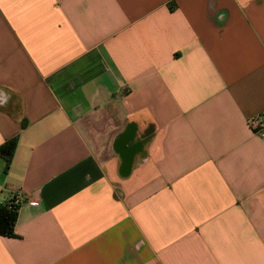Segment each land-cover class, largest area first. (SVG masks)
<instances>
[{
	"label": "crops",
	"instance_id": "0c3cea01",
	"mask_svg": "<svg viewBox=\"0 0 264 264\" xmlns=\"http://www.w3.org/2000/svg\"><path fill=\"white\" fill-rule=\"evenodd\" d=\"M256 118L264 0H0V264H264Z\"/></svg>",
	"mask_w": 264,
	"mask_h": 264
},
{
	"label": "trees",
	"instance_id": "16d2710c",
	"mask_svg": "<svg viewBox=\"0 0 264 264\" xmlns=\"http://www.w3.org/2000/svg\"><path fill=\"white\" fill-rule=\"evenodd\" d=\"M18 139L14 138L0 146V157L6 160V171L10 168ZM18 207L11 206V200L0 205V236L15 237Z\"/></svg>",
	"mask_w": 264,
	"mask_h": 264
},
{
	"label": "built area",
	"instance_id": "2783aa9c",
	"mask_svg": "<svg viewBox=\"0 0 264 264\" xmlns=\"http://www.w3.org/2000/svg\"><path fill=\"white\" fill-rule=\"evenodd\" d=\"M252 123L258 127L264 130V124L261 122L260 118H256L252 121ZM23 203V199L20 196H15L11 199V206H15L20 208V206ZM34 205H36V203H33Z\"/></svg>",
	"mask_w": 264,
	"mask_h": 264
}]
</instances>
